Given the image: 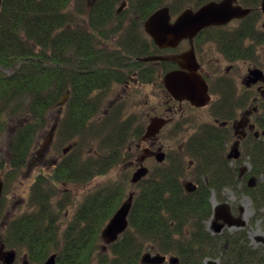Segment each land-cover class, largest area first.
<instances>
[{
    "label": "trees",
    "instance_id": "trees-1",
    "mask_svg": "<svg viewBox=\"0 0 264 264\" xmlns=\"http://www.w3.org/2000/svg\"><path fill=\"white\" fill-rule=\"evenodd\" d=\"M207 1H0V139L11 130L7 155L0 160V167L6 168L0 219L8 183L29 163L53 108L63 109L55 135L69 142L65 148L70 146L49 173L35 175L27 210L4 227L0 223L1 244L23 252L28 264H40L52 253L56 264H146L141 257L147 251L176 256L175 264H204L206 257L219 258L218 264H264V248L250 244L246 229L215 234L207 230L210 188L219 190L240 172L221 159L227 132L216 126L203 129L194 145L200 167L213 178L209 185L200 181L195 191H186L180 178L187 163L179 154L169 155L137 183L128 226L115 241L106 243L100 231L127 196L125 177L87 191L64 228L60 224L74 201L58 185H85L108 174L122 160L127 144L143 133L145 125L125 115L122 106L103 107L111 87L130 82L135 70L141 83L157 79L160 67L139 60L158 54L143 29L145 19L161 6L181 12ZM241 2L257 8L239 26V56H247L242 42L251 37V60L261 67L264 56L255 54L264 45V30L255 26L262 14L260 0ZM219 29L223 27L214 28L211 36L227 46V35ZM161 64L164 71L169 69L168 62ZM244 154L250 163L248 175L256 179L245 189L254 211L250 221L264 222V137H251Z\"/></svg>",
    "mask_w": 264,
    "mask_h": 264
},
{
    "label": "flooded vegetation",
    "instance_id": "flooded-vegetation-1",
    "mask_svg": "<svg viewBox=\"0 0 264 264\" xmlns=\"http://www.w3.org/2000/svg\"><path fill=\"white\" fill-rule=\"evenodd\" d=\"M233 3L239 4L242 7L250 8V13H252L253 10L257 8L252 6H245L240 0H235ZM258 8L262 12L260 6ZM169 10L171 15V21H173L179 15L180 12L173 15L170 8ZM262 14L264 13L262 12ZM247 15L243 17L232 18L224 24L210 25L200 30L193 37L181 40L178 45L174 48H160L152 40L155 46L158 48V54L154 55H173L180 54L189 50L192 51L197 62V71L204 78L208 86V94L210 96V99L203 106H196L194 104H191L188 100H178L173 97L165 88L162 82L163 75L167 71L179 68L177 63L171 61H143L139 58L140 61L153 62L156 66L158 65L160 67V70H158L157 72L156 80L161 77L162 85L166 90L169 99L173 100L174 102H177L179 108L184 105L190 109H198L210 106L211 110L209 113V117L211 116L212 118V121L209 124L195 126L194 124L188 123L190 121L185 118L182 112H179L178 120L174 122L173 129H178L177 134L182 137V140L187 133L189 134L187 135V138L184 140V142L182 140V142L180 141L181 143L179 144L178 150H176L174 153H169L167 155V153L161 150V148L163 149L162 146H159L158 151L156 152L153 150L152 147L157 146L159 133L164 129L165 126L172 123L174 119L160 115H153L164 117L166 119V123L159 129V131L153 137L146 140H140V136L139 140L136 142V146L138 147L141 143L145 141L148 143V147L143 148V152L139 157L138 167L136 168V170L140 166H144L147 168V173L143 177H145L149 173L151 168H153L156 163L163 162L169 155L179 154L181 159L187 163L184 172L180 178L184 189L189 192L195 191L200 186V181H203L205 184L209 185L210 182H213V178L211 177V174H209V172H205L204 168L200 167L199 161L201 160L200 157L195 154L194 147L196 143V137L201 131H203V129L208 128L210 126H216L217 128H221L227 132V139L224 146V157L221 159H224L223 161H225L230 168L240 169V172L239 177L235 178L236 180L232 179L228 184H225L219 190L213 187L210 188V202L211 205L213 204V202H215V204L212 205V213L210 217L206 220V227L207 230H209L212 234L220 232L222 233L225 231L232 233L245 229L246 224L243 227H239L234 224H229L235 223L237 218L245 219L243 216L244 208L241 205H238V195L242 194L248 197L251 201V198L245 192V189L247 187L253 186L256 182V179L253 178V180H251V175H248L250 163L248 161L247 156L246 157L249 168L245 169V167H242V161L245 158L243 156L244 146L247 142H251V137H264V69L262 67L256 66L255 64H253V66L251 67V37L244 38L242 42L243 47L247 48V56L244 55L240 57L238 51L239 37L237 36V34L239 31V26ZM258 20L259 18L257 19L256 23L258 22ZM256 23L255 26L257 27ZM221 26L223 27V29H219L218 31L223 33V35H227V46H222L216 40V38H213L211 36V31H213L214 28ZM211 27H213V29H210ZM185 41L186 43H188V47L184 49H179L181 43ZM212 44H214L216 47V55H212L211 49H209V46ZM230 48L234 50L231 52ZM162 62L169 63L168 70L164 71L161 64ZM240 63H242L246 67V70L242 74L241 70L239 71ZM254 68L261 69L263 71V75L259 78H257L255 75H251V70ZM135 73H137L136 70L132 72L130 76V81L139 82ZM239 83H242V86L244 87L243 89H240ZM170 110L171 109H169V111ZM153 116H150L148 118L147 123ZM147 123L145 124L144 129ZM184 123H188L187 133L184 132L185 129L184 131L180 129ZM53 128L54 127H52L51 131H53ZM134 143L135 142L130 141L128 146ZM69 147L63 148L60 155L65 154L68 151ZM227 147L229 148L227 149ZM145 149H147L148 152H145ZM47 150L48 149H46L45 152ZM159 152H162L164 154V158L162 161H159L156 157L157 153ZM152 156H154L156 160L154 165L152 167L145 166L143 164L144 161L148 157ZM59 159H53L48 164L52 165L55 162L57 163ZM136 170L132 172L129 179L130 181L133 173ZM233 173L237 172L233 171ZM138 182H131L134 186L129 192H132L133 195H135L136 193L135 187ZM187 182L191 183L188 188L185 187V184ZM65 185L67 184H61V186ZM62 190L64 194H69L67 196H70L72 201H75L74 195L69 190L64 188ZM227 193L231 194V198H229ZM67 206L72 205L68 204ZM67 209L68 207L65 210ZM245 221L247 223L246 219ZM255 239L257 241L262 242V237H255ZM167 256L170 257L171 255ZM215 260L218 264L219 258H216ZM164 263L170 264L167 261H165Z\"/></svg>",
    "mask_w": 264,
    "mask_h": 264
},
{
    "label": "rangeland",
    "instance_id": "rangeland-1",
    "mask_svg": "<svg viewBox=\"0 0 264 264\" xmlns=\"http://www.w3.org/2000/svg\"><path fill=\"white\" fill-rule=\"evenodd\" d=\"M241 1V0H240ZM120 7V6H119ZM122 9V8H121ZM178 11H172V14H177ZM257 24V28L259 30H264V14H261L259 17ZM109 44L112 41L108 42ZM112 45V44H111ZM211 46V47H210ZM209 49H211V54L216 55V47L214 44L210 45ZM188 47V43L182 42L179 49H184ZM169 52V51H166ZM256 55L261 58V55L264 56V45L261 44L257 51ZM259 60V59H258ZM258 62L251 61V67L253 64L256 65ZM264 69V64L261 65ZM245 65L240 63L239 71L241 70V74L246 70ZM240 89H243L242 83L240 84ZM214 98V96H213ZM65 102V101H64ZM63 102V103H64ZM63 105V104H61ZM113 107H121L123 113L126 115H132L135 117V120L139 122V124L145 125L148 121V118L153 115H160L167 118H172L174 121L167 126L159 133L157 146L152 147L156 152L158 151V147L162 146V151L167 153H174L179 149V144L187 138V128L188 123L194 124L195 126L209 124L212 121L210 113V106L198 109H190L185 105L182 107H178L177 102L169 99V96L164 89L161 77L158 80L145 84L136 81H130L127 84L114 85L111 87L108 92V97L106 99V103L104 104L103 111H105L107 106ZM169 109H171L169 111ZM179 112H182L186 119L190 122L184 123L180 129L187 133L182 140V137L177 134V130L173 129L174 122L178 120ZM63 114V109L59 107L53 108L49 114L47 119L46 127L38 134L36 144L34 146L33 152L29 159V163L26 167L23 168L21 173L18 175L17 179L11 180L8 183V188L6 193L4 194V209L2 211V217L0 219L1 225L4 227L6 223L14 216L24 212L27 210V198L30 189V185L33 182L35 175L42 171V173H49L52 169V165L48 163L53 160L59 159L60 153L63 148L68 146V143H65L63 140H59L56 137L55 129L58 123V120L61 118ZM15 122L12 123L14 125ZM194 126V127H195ZM53 128V131L51 129ZM194 129V128H193ZM11 130L7 131L2 135L0 139V160L3 156L7 155L6 151V143L10 138ZM182 140V141H181ZM181 141V142H180ZM129 144V143H128ZM127 144V145H128ZM136 142L132 145L127 146L128 148L125 150V154L123 155L122 160L118 165L113 167L108 174L96 176L94 177L88 184L80 185V184H67L65 186L58 185L59 189H67L69 190L75 197L74 205L68 206L67 210H64L65 216L61 219V228H64L70 216L76 207V205L80 202L85 193L89 190H93L101 184L110 181L114 178H128L129 182V190L127 192V196L129 195V191L132 190L133 184L131 183L130 176L134 170L138 167L139 157L143 152L144 147H148V143L145 141L140 144V146H136ZM42 145H44L42 147ZM229 147H227L228 149ZM48 149L46 152L45 150ZM245 157L242 161V167L248 169L247 157ZM61 157V156H60ZM156 162L155 157H148L144 161V165L148 167H152ZM5 170L6 168L0 167V179L4 180L5 178ZM4 189V187H3ZM229 198H231V194L227 193ZM125 197V199L127 198ZM238 205L244 208L243 216L247 220L245 225L246 233L248 235L249 240L253 246H262L264 248V244L260 241H257L255 237H263L264 238V222L262 219H257L254 222L250 220L254 216V211L252 207V203L250 199L244 195H238ZM215 204V202H213ZM212 204V205H213ZM2 227V229H3ZM103 240V239H102ZM104 241V240H103ZM1 245V243H0ZM5 249H14L9 248L4 245ZM16 251V256L12 264H28L25 260V254L23 252ZM151 254H155L156 252L147 251ZM1 263V261H0Z\"/></svg>",
    "mask_w": 264,
    "mask_h": 264
},
{
    "label": "water",
    "instance_id": "water-1",
    "mask_svg": "<svg viewBox=\"0 0 264 264\" xmlns=\"http://www.w3.org/2000/svg\"><path fill=\"white\" fill-rule=\"evenodd\" d=\"M1 1V0H0ZM94 1V0H86ZM235 0H211L201 4L197 8H186L171 21L170 10L168 6H161L147 16L143 23L144 31L152 38L154 43L160 47L174 48L178 43L191 38L200 30L217 24H224L236 17H243L250 13L251 9L234 4ZM124 3L119 7V10ZM260 9L264 13V0L260 1ZM143 61H171L177 63V69L167 71L163 75V84L167 91L178 100H188L196 106L205 105L210 96L208 86L204 78L197 71V62L191 50L173 55H148L140 58ZM251 75L257 78L263 75L259 68L251 70ZM68 93H65L59 104H63ZM166 123V119L160 116H153L147 123L140 140H146L153 137L159 129ZM44 145H42L43 147ZM148 152L147 149L144 150ZM159 161H162L164 154L162 152L156 155ZM147 173V168L140 166L132 175L131 182H138ZM253 180V177H251ZM190 182L185 184L188 188ZM4 182L0 179V197L3 192ZM133 193L129 192L127 198L121 202L112 216L103 225L100 236L106 243H111L125 231L128 226V214L132 205ZM234 224L243 227L246 224L245 219L237 218ZM264 243V238L262 237ZM16 256L14 249H5L4 244L0 245V261L3 264H12ZM168 260L170 264L178 262L176 256H166L160 253H145L141 257V262L146 264H162ZM40 264H56V253L50 254ZM204 264H217L215 259L205 258Z\"/></svg>",
    "mask_w": 264,
    "mask_h": 264
}]
</instances>
